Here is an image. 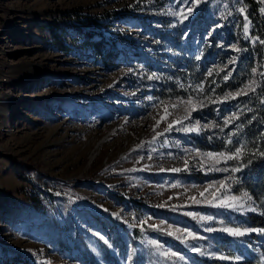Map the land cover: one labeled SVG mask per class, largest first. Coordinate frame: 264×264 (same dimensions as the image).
<instances>
[{
    "label": "rangeland",
    "instance_id": "1",
    "mask_svg": "<svg viewBox=\"0 0 264 264\" xmlns=\"http://www.w3.org/2000/svg\"><path fill=\"white\" fill-rule=\"evenodd\" d=\"M252 1L264 19V0ZM246 9L245 0H0V264H109L103 245L110 264L243 261L216 245L222 237L256 250L245 240L255 231L223 230L244 232L236 217L254 207L236 192L235 160L208 156L231 153L225 131L239 99L264 82L263 35ZM243 55L253 69L234 76ZM172 89L187 95L162 96Z\"/></svg>",
    "mask_w": 264,
    "mask_h": 264
},
{
    "label": "trees",
    "instance_id": "2",
    "mask_svg": "<svg viewBox=\"0 0 264 264\" xmlns=\"http://www.w3.org/2000/svg\"><path fill=\"white\" fill-rule=\"evenodd\" d=\"M247 4L246 16L248 20L253 25L254 33L257 35H263L264 40V22L263 18L258 13V7L256 3L252 0H245ZM93 49V52L102 57H106L105 48L102 43L93 41L88 45ZM264 48V46H262ZM257 53V58L262 65V50L260 47L255 49ZM103 54V55H102ZM241 62L237 67L236 76L238 73H245L246 75L253 69V63H249L247 55L241 56ZM201 75V74H199ZM187 95L186 91H177V89L168 90L167 92L162 93L164 98H173L177 96ZM239 104L241 108L240 115L236 120V124L232 127H228L225 131L227 134L226 137V146L230 152L235 148H242L243 151L238 159H235L236 166L240 169L237 171V188L236 192L243 193L247 192L253 196V205L255 211H249L247 215H238L236 217L237 227L243 229H256L264 230V215H261L264 212V82L258 86V89L251 93V95L242 96L239 99ZM198 144L202 147H209L210 149L222 150L223 145L216 142L215 145H207L202 139H196ZM231 141V142H229ZM250 161V163H249ZM148 211L157 212L164 215L169 220L172 218H179V213L174 215L168 210L158 211L157 209H152L147 207ZM199 212L200 209L194 208ZM187 221H190L187 217H183ZM230 222L229 220H227ZM126 232L125 227H120ZM141 231L134 229L131 236V243L133 246H139L141 239ZM251 237L246 238L247 242L255 240L256 250H246L243 246L239 244H234L233 241L229 238H221L219 244H216L218 247L222 248L226 255L229 257H237L240 255L243 258V261H229L216 259L209 261L208 259H203L205 264H264V231H255L250 235ZM118 238V237H117ZM79 239H83L80 238ZM119 248H123V243L121 239L115 241ZM126 247L122 250L124 251ZM101 250L107 259V263L114 262V258L110 255L108 248L103 245ZM137 252V251H136ZM135 252V253H136ZM139 259H135L133 264H139ZM95 263L93 259V264ZM116 264V263H115Z\"/></svg>",
    "mask_w": 264,
    "mask_h": 264
},
{
    "label": "snow or ice",
    "instance_id": "3",
    "mask_svg": "<svg viewBox=\"0 0 264 264\" xmlns=\"http://www.w3.org/2000/svg\"><path fill=\"white\" fill-rule=\"evenodd\" d=\"M241 11H243V9H241ZM262 43H264V41H262ZM251 87H252L251 85H247L245 88H242V89H240L239 91H237V92L235 93V95H233L232 93H229L228 95H229V96H233V98H235V97H237V96H240L242 93H245L246 90H247V88H251ZM253 90H254V88H253ZM193 110H195V109H193ZM226 122H227V121H226ZM169 127L171 128L172 126L169 125ZM229 142H231V141H229ZM242 151H243L242 148H235L230 154H226V153H223V152L218 153V154L208 153V156H209L210 158H213V159H215L216 156H219V157H225V156H226L227 159H233V160H235V159H237V157H239V156L241 155V152H242ZM261 155H264V153H261ZM249 163H250V161H249ZM239 170H240L239 168H233V169H232L233 172H237V171H239ZM223 186H224V185H223V182H221V187H223ZM209 187H211V185H210ZM201 195H203V193H201ZM244 196L247 197L248 201H252V200H253V196L250 195V194L247 193V192L244 193ZM193 199H194V198H193ZM225 199H226V200L235 201L237 198H236L235 196H231V197L226 196ZM226 206H227V207H230V208H238V209H241V210L245 208V204H244V203H240V204H238V205H237V204H234V203H229V204H227ZM248 210H249V211H255L256 209H255V207H253L252 205H249V206H248ZM261 215H264V212H262ZM213 230H214V229H211V228L208 229V231H213ZM223 230H224V231H227V232H229L230 234L235 235V236H242V235L245 234V232H251V231H264V230H256V229H246L244 232H242V231H241L240 229H238V228H236V229L226 228V229H223Z\"/></svg>",
    "mask_w": 264,
    "mask_h": 264
}]
</instances>
